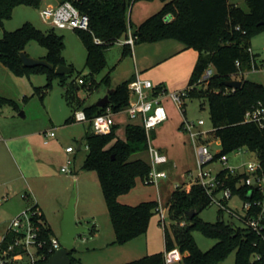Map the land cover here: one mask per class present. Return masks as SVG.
Instances as JSON below:
<instances>
[{
  "label": "trees",
  "instance_id": "obj_1",
  "mask_svg": "<svg viewBox=\"0 0 264 264\" xmlns=\"http://www.w3.org/2000/svg\"><path fill=\"white\" fill-rule=\"evenodd\" d=\"M46 0H0V24L11 17L16 6L25 5L40 8ZM57 3L70 2L80 13L88 16L89 30H75L85 50V66L90 77L102 70L106 62V51L122 39H126L130 20L128 12L137 0H55ZM163 5L137 26L131 34L134 45L152 43L164 39H174L186 49H193L198 58L192 70L186 96L207 102L209 118L212 124L211 136L219 141L220 155L236 149L252 152L264 166V130L244 121L245 112L256 102L264 104V85L245 79V73L257 70L256 57L249 53L251 37L264 29V0H244L248 11L229 0H160ZM173 19L166 22L164 17ZM34 40L47 50L45 60L51 69L43 66L24 67L19 54L26 44ZM98 40L99 42H96ZM64 47L62 36L53 31L43 33L32 24L25 23L14 31H4L0 38V64L16 76L28 75L31 71L46 73L47 82L43 88H35L36 93L51 88V80L63 76L55 74V68L65 65L62 57ZM131 48L123 45V55H130ZM238 63V67L236 65ZM213 74L206 80H200L207 68ZM232 75L242 82L238 89L225 87L224 82ZM107 82V78L105 79ZM130 80L118 84L108 97L105 107L94 104L82 110L88 119L103 114L107 109L112 114L125 110L129 102L127 86ZM85 83L81 86L84 87ZM91 85L86 90H91ZM109 87V85H108ZM157 88L154 93L160 91ZM11 104L12 100L0 96V107ZM79 110V109H76ZM74 110V111H76ZM72 116L65 124L72 123ZM117 125H113L107 135L85 134L87 149L81 169L93 172L102 190L110 224L114 231V244L123 245L129 240L147 231L149 220L157 213L158 202H141L137 205L123 204L118 201L120 195L128 193L137 179H145L149 165L134 155L147 150L146 132L141 123L127 124L124 138L116 134ZM231 180V179H229ZM211 204L210 197L198 185H192L189 192L174 190L167 202L173 223L163 226L164 251L146 255L125 264H165L164 252L177 248L182 254L183 264H218L235 250L234 264H264L263 237L246 227H236L217 220L207 223L198 218L197 213ZM195 211L191 220L186 213ZM34 212L33 221L40 224L41 238L46 241L42 250L44 264H49L52 253L50 239L53 233L38 211L36 205L30 207ZM183 219L184 225L180 226ZM176 223V228L172 224ZM198 230L204 236L216 239L217 243L202 252L192 236ZM12 234L6 232L0 243V249L12 240ZM69 254L71 264H81Z\"/></svg>",
  "mask_w": 264,
  "mask_h": 264
},
{
  "label": "rangeland",
  "instance_id": "obj_2",
  "mask_svg": "<svg viewBox=\"0 0 264 264\" xmlns=\"http://www.w3.org/2000/svg\"><path fill=\"white\" fill-rule=\"evenodd\" d=\"M229 3L248 11L244 0H229ZM47 5L52 4L45 2L38 9L25 5L16 6L11 17L0 24V38L4 31H14L25 23L32 24L43 33L53 31L56 35L62 36L64 43L62 57L65 65L72 68V72L64 75L63 81L58 77L52 78L51 88L38 94L35 88L44 87L47 82L46 73L31 71L28 75L16 76L0 64V96L12 100L16 105L13 107L11 104H3L0 107V129L3 131L0 133V145H8L12 151V154L7 150V153H0V202L2 195L9 198L0 205V243L11 221L19 214L14 215L10 208L9 202L13 201L11 197L25 202V207L21 211L23 212L35 204L34 196L37 198L39 196L45 207L46 222L53 237L58 238L63 209L67 207L74 192L75 221L86 229L74 242L73 257L77 262L125 264L163 251V227L158 212L151 216L144 234L123 245L113 243L114 231L100 185L93 172L81 169L87 154L84 136L87 133L94 134V131L89 123L65 124L74 110H82L103 98L107 93L108 85H118L123 82V73L128 69L125 66L126 61H121V47L114 44L106 51L104 67L91 78L90 70L85 66L86 50L76 31L52 27L41 18L39 12ZM161 8L160 0L135 1L131 5V12H128L129 31H133ZM146 10L148 12L145 13V17L142 19L137 17ZM250 49L255 54L257 70L247 72L244 77L264 85V29L251 37ZM23 52L36 60L44 59L47 55V50L34 40L26 44ZM233 79L237 80L238 77L235 76ZM83 83H85L84 87L81 86ZM89 84H92L91 90L87 91ZM161 104L166 110L167 120L157 126L154 132H150V143L155 148H161L166 154L168 162L160 166L159 170L165 172L167 177L159 180L157 186L146 184L145 179H137L131 192L123 195H128L129 201L134 203L131 205L149 200L157 201L158 206L160 203L161 207L166 208L164 226H167L173 223L167 205L171 193L174 189L189 192L192 186L189 185L190 175L195 176L197 173L195 143L184 126L193 123L195 125L193 132L205 133L202 137L207 140L205 143L213 154L220 152L221 148L219 142L210 134L212 124L206 101L194 97L184 98L183 109H180L171 98L163 97ZM113 119L119 123L116 134L123 139L125 125L131 121L124 112L115 115ZM199 120L203 121L202 126H197ZM48 131H53L55 137L47 140L45 133ZM14 136L18 137L13 139ZM79 141L82 143L81 150H77ZM68 145L75 149L70 155L65 152ZM136 156L149 162L147 151L133 157ZM227 158L226 165L231 166L252 161L255 155L241 152L237 159L233 154H228ZM62 168H67L69 172H62ZM206 168H209L214 175L221 170L222 165L216 161ZM222 197V191L215 192V200L219 201ZM226 206L242 214V199L238 195L228 200ZM197 216L207 223H215L222 218L225 224L240 228L243 226L237 218L231 217L228 211H221L216 203L199 211ZM180 221V226L184 225L183 219ZM176 223L172 224L175 228ZM192 236L202 252L217 243L216 239L208 238L198 230L193 231ZM32 253L35 254L34 249ZM234 261L235 250L218 264H234ZM172 264H183V262Z\"/></svg>",
  "mask_w": 264,
  "mask_h": 264
},
{
  "label": "built area",
  "instance_id": "obj_3",
  "mask_svg": "<svg viewBox=\"0 0 264 264\" xmlns=\"http://www.w3.org/2000/svg\"><path fill=\"white\" fill-rule=\"evenodd\" d=\"M40 16L44 22L58 29L66 30H89V19L85 14L80 13L70 2L56 3L55 5L43 6L40 10ZM173 17L167 15L164 17L166 22L171 21ZM99 42L98 40H95ZM130 48L134 45V38L128 31L127 38L123 42ZM251 54V50H248ZM238 67V63H236ZM252 62L251 71H255ZM250 71V72H251ZM213 74L209 67L205 69L200 80H206ZM246 74V73H245ZM236 75H232L233 79ZM236 80V79H234ZM129 102L124 112L131 121H139L142 124L147 137V152L149 154V173L145 178L146 184L158 185V181L165 179L166 173L159 170V167L168 162L167 156L150 143V132L157 126L167 120V113L161 104V98L165 95L164 91L154 93L155 87L150 80L136 74L129 82L128 86ZM188 87L181 91H174L168 94L175 105L183 109V99L186 96ZM233 90V89H232ZM72 121L76 123H89L95 134L107 135L111 132L114 125L113 114L109 109L105 113L88 119L83 110L73 112ZM244 121L256 125L260 130H264V104L256 102L244 114ZM199 120L197 126L203 125ZM195 125L187 123L184 129L189 133L190 138L195 143L197 173L190 175L189 185H198L210 197L211 204L216 203L219 209L229 212L231 217L237 218L242 227H246L251 232L263 237L264 233V166L261 160L256 156L255 159L248 162H241L227 166L228 154H233L237 159L241 152L252 153L244 149H236L228 154L220 152L213 154L205 142H202L203 134L193 132ZM46 139L54 138L53 131L45 133ZM65 152L71 154L73 147H66ZM253 154V153H252ZM219 162L222 165L221 170L212 175V171L207 165L213 162ZM70 164V160L68 161ZM62 172L68 173L67 168H62ZM231 179V180H229ZM188 185V186H189ZM176 190V189H174ZM222 191L221 200H215V192ZM234 195L242 199V214L236 213L227 208V201ZM30 209V208H29ZM29 209L19 213L10 223L7 230L12 234V240L3 249H0V264H44V257L41 253L46 246V241L41 238L40 224L33 221L34 212ZM161 217L162 227L164 226L166 208L161 207L160 203L157 209ZM60 248L58 238L51 237L50 250L53 254ZM35 250V254L32 253ZM182 254L177 248L164 252L165 264H172L182 261Z\"/></svg>",
  "mask_w": 264,
  "mask_h": 264
},
{
  "label": "crops",
  "instance_id": "obj_4",
  "mask_svg": "<svg viewBox=\"0 0 264 264\" xmlns=\"http://www.w3.org/2000/svg\"><path fill=\"white\" fill-rule=\"evenodd\" d=\"M45 2H47L48 4H52V5H55L57 3L55 0H46L44 1V3ZM147 12L148 10L142 11V14L141 13L138 14L137 17H140V19H142V17H145L144 15ZM123 42H124V39L116 43L118 44V46L121 47V61L122 60L126 61L125 66L128 69L127 72L123 73V76H124L123 82L126 80L131 81L134 78V76L138 73L142 77L150 79L152 83L154 84L155 90L157 88H160L161 91L165 92V95L162 96V98L169 97L168 94L171 91H181L187 87L192 70L198 58V53L195 50L184 48L183 44L177 40L164 39V40H160V41H156L152 43L135 44L131 48V54L124 56L123 55V45H124ZM116 86L117 85H110L109 87L107 86L106 91H108L109 89H114ZM123 112L124 111L117 113V114H113V117L115 115L122 114ZM113 121H114V125L119 126V123L115 121V119H113ZM137 122L139 121L138 120L131 121V123H128V124H135ZM2 132L3 131L0 129V133ZM151 132H154V129ZM17 137L18 136H14L12 138L15 139ZM201 139H202V142L207 141L206 139H203V138ZM81 145L82 143L79 141L77 150H81ZM70 146L71 145H68L67 147H70ZM157 149H159L162 153H164V151L161 148H157ZM6 150L10 154H12L11 147H9L8 145H0V153L1 152L5 153ZM148 157H149V154H148ZM132 158L142 159L140 156H136ZM27 189L29 190V187ZM1 197H2V201H5V202L8 201L9 199L8 196L2 195ZM11 199H13V201L9 202L11 206L10 208L12 209L13 214L16 215L24 209L25 202L17 200L15 199V197H11ZM34 199H35L34 205L37 206L38 211H40V213L44 216V209H45L44 204L40 200L39 196L38 198L37 196L36 197L34 196ZM2 201L0 202V205L2 204ZM118 201L120 203L128 204V205L134 204L133 202L129 201L128 195H121L120 197H118ZM45 221L47 220L45 219ZM158 252H161V251H158Z\"/></svg>",
  "mask_w": 264,
  "mask_h": 264
},
{
  "label": "water",
  "instance_id": "obj_5",
  "mask_svg": "<svg viewBox=\"0 0 264 264\" xmlns=\"http://www.w3.org/2000/svg\"><path fill=\"white\" fill-rule=\"evenodd\" d=\"M21 62L24 67L34 68L38 66L47 67L49 69L52 66L45 59H33L28 57L24 52L19 54ZM55 74L57 76H63L72 72V68L66 65H60L55 68ZM242 82L240 80L228 79L224 82L225 87L230 89H238ZM113 92V89H109L107 93L96 104V107L103 108L108 103V97ZM74 204L75 193L73 192L69 203L66 208L63 209V216L60 222V235L58 242L60 248L57 249L49 258V264H71L69 254L74 251V242L77 236L85 232V228L80 226L75 221L74 217ZM195 215V211L190 210L186 213L187 219L191 220ZM222 221V218L220 219Z\"/></svg>",
  "mask_w": 264,
  "mask_h": 264
}]
</instances>
